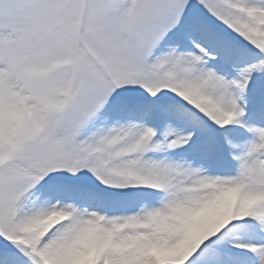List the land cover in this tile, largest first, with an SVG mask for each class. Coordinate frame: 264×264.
Returning <instances> with one entry per match:
<instances>
[{
	"label": "snow or ice",
	"instance_id": "obj_1",
	"mask_svg": "<svg viewBox=\"0 0 264 264\" xmlns=\"http://www.w3.org/2000/svg\"><path fill=\"white\" fill-rule=\"evenodd\" d=\"M0 264H264V0H0Z\"/></svg>",
	"mask_w": 264,
	"mask_h": 264
}]
</instances>
